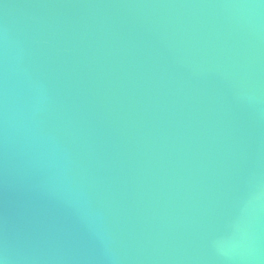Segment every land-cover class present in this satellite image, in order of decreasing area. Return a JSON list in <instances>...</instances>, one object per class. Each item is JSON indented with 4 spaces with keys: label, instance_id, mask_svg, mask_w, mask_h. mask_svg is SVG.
<instances>
[{
    "label": "water",
    "instance_id": "1",
    "mask_svg": "<svg viewBox=\"0 0 264 264\" xmlns=\"http://www.w3.org/2000/svg\"><path fill=\"white\" fill-rule=\"evenodd\" d=\"M2 264H264V0H0Z\"/></svg>",
    "mask_w": 264,
    "mask_h": 264
},
{
    "label": "clouds",
    "instance_id": "2",
    "mask_svg": "<svg viewBox=\"0 0 264 264\" xmlns=\"http://www.w3.org/2000/svg\"><path fill=\"white\" fill-rule=\"evenodd\" d=\"M0 264H2V261H0Z\"/></svg>",
    "mask_w": 264,
    "mask_h": 264
}]
</instances>
